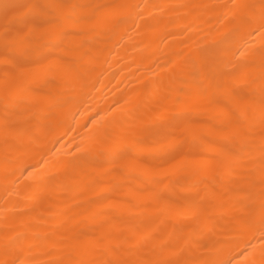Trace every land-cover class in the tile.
Wrapping results in <instances>:
<instances>
[{
  "label": "bare ground",
  "instance_id": "bare-ground-1",
  "mask_svg": "<svg viewBox=\"0 0 264 264\" xmlns=\"http://www.w3.org/2000/svg\"><path fill=\"white\" fill-rule=\"evenodd\" d=\"M6 4L73 6L82 31L22 74L0 56V261L176 241L163 258L259 259L241 165L259 157L264 37L240 18L258 21L261 0H0V42L24 30Z\"/></svg>",
  "mask_w": 264,
  "mask_h": 264
},
{
  "label": "snow or ice",
  "instance_id": "snow-or-ice-1",
  "mask_svg": "<svg viewBox=\"0 0 264 264\" xmlns=\"http://www.w3.org/2000/svg\"><path fill=\"white\" fill-rule=\"evenodd\" d=\"M16 8L18 11L8 20L7 12L9 8ZM68 11H64L65 8ZM73 6H65L59 4H21V5H4L6 12V21L9 24H16L21 26L24 30H13L10 27L5 28V32L0 42V56H2L3 62L6 68L13 71H20L21 74L24 70L33 66L40 61L42 56V49H50L58 47L64 43L70 36L82 31L80 28L81 21L74 18L71 8ZM139 8V5L134 6ZM242 9H250L252 5H241ZM260 12L258 21L252 19L244 20L240 18L242 26L251 27L255 22L256 27H253L249 32V35H260L264 37V0H261L259 5ZM64 51H72L70 48H65ZM239 55H244L241 51ZM262 62H264V49L261 50ZM180 103L179 100L176 101ZM262 113H264V88L260 90V98L258 101ZM260 144L258 147L259 157L253 160L251 163H244L241 166L245 168H251L252 171L248 174L246 184L248 185L244 195L248 198L251 204L259 201V213H260V228L261 235L264 236V119L260 121ZM250 131H254L250 130ZM176 141V144L171 149L167 150L164 154L160 167L164 169L166 165H173V162L178 158L176 152L179 148L180 137L174 136L172 138ZM258 177V178H257ZM258 189V191H256ZM254 211L252 207L249 209ZM196 240H191L192 244L197 243ZM183 253L184 247H181V241H176L174 244H166L159 250V256L154 252L149 255L146 250L127 249L124 250L120 247L109 248L106 250L105 255L109 258L100 260H58L54 264H207L200 260L185 257L183 255H177L175 259L163 258L165 252H177ZM143 253V254H141ZM247 261L248 257L252 255L247 249L240 253ZM241 264L240 261H236L235 258L223 262V264ZM0 264H34V262L25 261L20 256L10 260L0 261ZM42 264V262H41ZM249 264H264V245L261 246L259 259L253 258Z\"/></svg>",
  "mask_w": 264,
  "mask_h": 264
}]
</instances>
